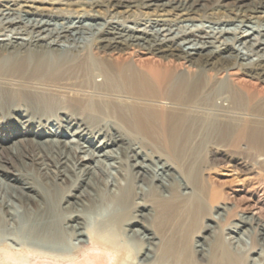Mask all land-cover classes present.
I'll return each mask as SVG.
<instances>
[{"label": "bare ground", "instance_id": "1", "mask_svg": "<svg viewBox=\"0 0 264 264\" xmlns=\"http://www.w3.org/2000/svg\"><path fill=\"white\" fill-rule=\"evenodd\" d=\"M205 1L0 0L1 251L264 264L261 211L228 222L199 166L207 145L264 163V90L243 78L264 83V26L247 24L264 0H231L232 28Z\"/></svg>", "mask_w": 264, "mask_h": 264}, {"label": "rangeland", "instance_id": "2", "mask_svg": "<svg viewBox=\"0 0 264 264\" xmlns=\"http://www.w3.org/2000/svg\"><path fill=\"white\" fill-rule=\"evenodd\" d=\"M230 1L231 0L205 1L207 3V7H208L207 9H211L210 12H213V15L218 17L216 21H213L214 23H216L214 26L232 28L233 26L241 25V23L238 20L234 21L233 19L232 21L230 16L231 13L227 11V8L230 7L229 6ZM58 6H60L59 8H66V5H58ZM63 10L64 9H62V11ZM62 11L60 10V12ZM60 12L57 11L55 13H60ZM63 12H64L63 15H66L68 13L72 17L76 15L79 16L82 13L81 11H77L75 14L74 13L75 11L67 10V9H65V11ZM106 15L107 14L103 12V10H99V16L97 17L100 19L101 17H106ZM133 17H135V19L140 20L142 22L146 21L145 23H149L150 19L154 16L152 15L151 12L149 11L147 12V10L141 9V10H136L133 14ZM88 21L90 22V20ZM206 22H203V25H210V26L213 25L211 23L208 22L206 23ZM247 24L255 28H260L262 25L264 26L263 22H257L255 20L248 21ZM234 44L236 46L239 45L241 47L240 43L238 42H235ZM192 69H193L192 72L196 71L197 67L193 66ZM236 72L239 76L244 75L242 69H236ZM214 73L215 70L210 69L207 71L205 75H203L204 77L202 78H204V80L206 81L210 80V77L214 75ZM244 77H245V81H247L246 83L248 86H252L264 90V83L255 79H250L249 77L246 76H243V78ZM195 99L200 100V97L197 96L195 97ZM205 105L206 102L204 103V100L203 102L200 101L198 104V106L201 107H204ZM190 111L192 112V114H194L193 112L198 113L197 110L195 109H190ZM209 146L210 145H207L201 150L199 166L202 169L201 172L203 174L202 176L205 177V184L208 187V191L216 189L218 191L220 201H224L231 206V209L227 214L228 222L234 218L237 212L248 211L254 207H257V209L260 210L261 214L264 216V163L257 162L255 160L254 154H251V152L246 153V151L244 150L242 151V149L237 150V152H239L240 154L239 153L227 154L217 151L214 152L212 148ZM2 155L9 156L11 159H13L12 161L14 162V164L16 163L19 164V159L25 156L26 154H21L20 152H18V154H6L5 152H3ZM207 204L208 206H211L213 203H210L207 200ZM206 220H207L206 216L200 217L199 231L201 233L205 232L203 227L206 224ZM2 245L4 246L6 244H2ZM91 245L92 243L88 244V246ZM10 251L16 252L14 256L11 253L9 254V252H7L8 254H6V252L0 250V264H11V263L12 264L13 263L15 264H88V261L86 260L87 256L99 254L96 251L85 249L83 252L78 253L77 257L58 259L53 257L52 258L43 257L42 255H39L37 253H31V255H27L30 253H25L26 251L21 249H11ZM102 260L103 263L101 264H108L107 260L104 259Z\"/></svg>", "mask_w": 264, "mask_h": 264}]
</instances>
